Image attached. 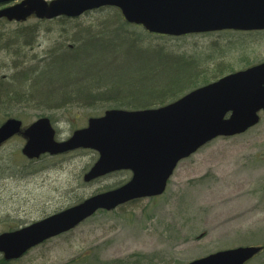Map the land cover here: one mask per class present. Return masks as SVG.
Returning <instances> with one entry per match:
<instances>
[{"label": "rangeland", "instance_id": "1", "mask_svg": "<svg viewBox=\"0 0 264 264\" xmlns=\"http://www.w3.org/2000/svg\"><path fill=\"white\" fill-rule=\"evenodd\" d=\"M104 15L89 11L65 26L57 18L0 20V33L8 37L23 27L36 26L37 40L26 47L24 58L41 56L61 41V33L96 27ZM167 42L176 52L201 57L208 77L215 76L220 66L225 75L264 61V31H217ZM6 55L0 51V74L13 63ZM103 113L101 106L44 112L1 105L0 122L9 115L27 126L49 114L56 139L64 140L85 127L90 117ZM24 143L19 134L0 146V233L31 224L131 177L130 171L123 170L85 182L84 175L98 157L95 150L81 148L28 159L21 152ZM251 245H264V113L246 132L218 137L183 159L162 195L101 209L11 264H66L81 255L88 256L91 264L115 259H122V264H187L215 251ZM246 264H264V249Z\"/></svg>", "mask_w": 264, "mask_h": 264}, {"label": "water", "instance_id": "2", "mask_svg": "<svg viewBox=\"0 0 264 264\" xmlns=\"http://www.w3.org/2000/svg\"><path fill=\"white\" fill-rule=\"evenodd\" d=\"M13 0H0L7 4ZM105 6L120 9L124 19L150 33L183 36L221 30H263L264 0H21L0 9V19L23 22L77 18ZM264 113V62L227 74L193 89L166 105L139 110L107 109L87 126L57 140L49 117L24 127L8 118L0 125V146L21 134L28 159L79 148L98 158L85 182L128 170L125 184L96 193L80 203L13 231L0 233V253L16 260L44 241L74 229L97 211L113 210L143 198L162 195L180 161L218 137L246 132ZM262 246H239L210 253L187 264H246Z\"/></svg>", "mask_w": 264, "mask_h": 264}, {"label": "trees", "instance_id": "3", "mask_svg": "<svg viewBox=\"0 0 264 264\" xmlns=\"http://www.w3.org/2000/svg\"><path fill=\"white\" fill-rule=\"evenodd\" d=\"M95 11H103L107 16L101 17L96 27L66 31L70 35L61 33V41L51 44L41 56L31 54L24 58L26 47L33 46L37 40L36 26L23 27L8 37L1 32L0 51L5 50L4 58L13 63L8 72L0 74V106L10 109L27 106L44 112L67 106H101L104 111L156 108L224 74L220 66L217 74V69L214 70L215 76L208 77L209 70L201 57L176 52L167 45L168 40L180 37L149 33L141 26L126 22L115 7ZM77 19L56 20L65 26ZM42 116L52 120L49 114ZM124 183L119 181L99 192ZM11 263L0 257V264ZM122 263V259L104 262ZM66 264L91 263L88 256L81 255Z\"/></svg>", "mask_w": 264, "mask_h": 264}]
</instances>
